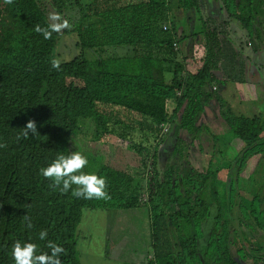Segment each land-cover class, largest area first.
Returning <instances> with one entry per match:
<instances>
[{"label":"trees","instance_id":"1","mask_svg":"<svg viewBox=\"0 0 264 264\" xmlns=\"http://www.w3.org/2000/svg\"><path fill=\"white\" fill-rule=\"evenodd\" d=\"M215 1L227 21L205 18L201 0H0V264H14L15 241L34 243L35 255L59 246V264H129L136 233L139 264H264V119L220 94L246 83L223 28L237 24L251 51H264V3ZM70 33L80 55L58 64ZM108 49L123 53L99 57ZM78 135L121 151L122 171L80 152L87 164L73 173L103 176L106 199L40 173L77 152ZM204 137L213 154L197 171L189 149ZM230 140L241 148L225 158Z\"/></svg>","mask_w":264,"mask_h":264},{"label":"rangeland","instance_id":"2","mask_svg":"<svg viewBox=\"0 0 264 264\" xmlns=\"http://www.w3.org/2000/svg\"><path fill=\"white\" fill-rule=\"evenodd\" d=\"M79 1L81 4H86L89 0ZM203 1L204 0H202V2ZM75 11L76 10H72L71 12L69 11L68 13H66L68 15L66 17L67 19L65 18V16L62 18L60 25H64L63 28H66L67 30L72 29V25L75 22ZM205 11H209V9L205 8L204 14ZM50 15L51 13H49L48 16L52 19ZM211 15L212 12L207 14V16ZM213 15V18L219 19L221 17L216 11L213 12ZM224 19L227 20L226 17H221L222 22ZM230 27L231 29L229 31V39L233 42L236 51L240 55V58L245 61V65L247 68V81L249 83V85H246L244 87L239 86V90L243 91V95H245V97L247 96L248 98H250L248 102L250 106H236V111H239L244 115H256L261 119H264V51L253 53L248 46V40L240 27L235 23L231 24ZM57 52L58 56L56 62L58 64L68 62L73 58L79 56L80 50L76 45V36L72 33L68 35L62 34L59 39ZM122 53L123 52L121 50L113 51L111 49H108V51L99 54V57L105 58L112 55L120 56ZM84 55L89 60L98 58L97 52H85ZM172 142L173 140L171 138H168L167 140H165L163 145L160 146V148L162 149V152H160V168H162L166 163V158L168 157V154L170 153L172 148ZM113 145H111V143L109 145H104L99 142H92L87 138H81V136L79 135L74 139V148L77 152L86 153L87 157H89L91 160L105 164L115 170L122 171L125 168V163L123 161L121 151L120 149L115 147V145ZM211 146V142H209L204 137L201 138L199 142H196L193 148L189 149L188 161L190 165L197 171L206 170L208 162L213 154ZM198 147L202 148V150ZM240 148L241 145L239 144V142L230 140L229 145L227 146V148H225L224 157L232 158L233 155L240 150ZM250 171L251 169L247 167L242 176L246 178ZM224 179V172H221L219 174V180L224 182ZM135 222L140 223V220H136ZM112 235L114 236V234ZM128 240L129 243L127 244V246H129L127 247V252L129 253V259L131 261L128 260L127 262L129 264H139V262L141 261L140 249L141 243L143 241V233H136V235L134 236H129ZM122 254L123 255L121 258L123 259L125 256L127 259V256L124 254V252ZM239 263L246 264L245 262L242 263L241 261H239Z\"/></svg>","mask_w":264,"mask_h":264},{"label":"clouds","instance_id":"3","mask_svg":"<svg viewBox=\"0 0 264 264\" xmlns=\"http://www.w3.org/2000/svg\"><path fill=\"white\" fill-rule=\"evenodd\" d=\"M27 132H35V123L31 120L27 121L24 126ZM87 164V159L80 152H71L67 155L58 154L46 167L40 169L42 176L51 178L54 185L61 186V190H67L70 184L80 185L81 187L74 192L76 196L85 198H107L105 192V180L103 176L99 178L94 173H77ZM46 235L45 231L39 233V239L43 240ZM36 245L34 243H21L15 241L12 245V258L14 264H59L57 254L61 252V248L48 242L51 249V255L38 254L35 255Z\"/></svg>","mask_w":264,"mask_h":264},{"label":"crops","instance_id":"4","mask_svg":"<svg viewBox=\"0 0 264 264\" xmlns=\"http://www.w3.org/2000/svg\"><path fill=\"white\" fill-rule=\"evenodd\" d=\"M202 2V0H201ZM205 3H206V6H205ZM205 8H208L209 11H205V14H204V9ZM201 9H202V13H203V16L205 18H210V19H213L217 22H222L221 20V17H226V14L224 11L221 10V7L219 5V3H217L215 0H204L202 2V5H201ZM217 12L219 13V16H221L219 19L217 18H213L212 16L213 15V12ZM210 12H212V15L211 16H207V14H209ZM223 15V16H222ZM224 21H227L226 19L223 20ZM231 24L233 23H229L227 26H225L223 28L224 30V33L226 34L227 36V39H229V36H230V29H231ZM245 35V33H244ZM230 40V39H229ZM231 41V40H230ZM232 42V41H231ZM233 44V42H232ZM244 68H245V71H244V80H245V84H241V85H231V84H227L225 85V87L222 89V91L220 92L221 96L226 100L228 101L232 106H250L249 105V99L247 96L245 97V95H243V91L239 90V86H246V85H249L248 81H247V68H246V65H245V61H244Z\"/></svg>","mask_w":264,"mask_h":264}]
</instances>
